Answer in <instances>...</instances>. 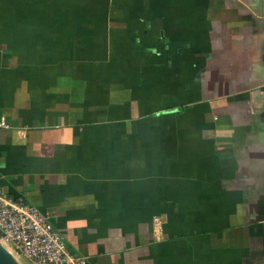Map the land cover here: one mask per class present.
Wrapping results in <instances>:
<instances>
[{"label":"crops","instance_id":"crops-1","mask_svg":"<svg viewBox=\"0 0 264 264\" xmlns=\"http://www.w3.org/2000/svg\"><path fill=\"white\" fill-rule=\"evenodd\" d=\"M0 119L73 256L264 264V0H0Z\"/></svg>","mask_w":264,"mask_h":264},{"label":"built area","instance_id":"built-area-1","mask_svg":"<svg viewBox=\"0 0 264 264\" xmlns=\"http://www.w3.org/2000/svg\"><path fill=\"white\" fill-rule=\"evenodd\" d=\"M0 128H9L0 119ZM0 242L13 255L31 264H88L85 257L73 256L48 213L21 198L7 196L0 188Z\"/></svg>","mask_w":264,"mask_h":264},{"label":"rangeland","instance_id":"rangeland-1","mask_svg":"<svg viewBox=\"0 0 264 264\" xmlns=\"http://www.w3.org/2000/svg\"><path fill=\"white\" fill-rule=\"evenodd\" d=\"M7 250V249H6ZM8 251V250H7ZM0 254L3 255L7 260H9L12 264H18L15 259L9 254L7 253L3 248L0 247ZM13 255V254H12ZM7 256V257H6ZM22 257V256H21ZM20 264L21 261H20Z\"/></svg>","mask_w":264,"mask_h":264},{"label":"bare ground","instance_id":"bare-ground-1","mask_svg":"<svg viewBox=\"0 0 264 264\" xmlns=\"http://www.w3.org/2000/svg\"><path fill=\"white\" fill-rule=\"evenodd\" d=\"M0 264H12V263L9 260H7L3 255L0 254Z\"/></svg>","mask_w":264,"mask_h":264},{"label":"water","instance_id":"water-1","mask_svg":"<svg viewBox=\"0 0 264 264\" xmlns=\"http://www.w3.org/2000/svg\"><path fill=\"white\" fill-rule=\"evenodd\" d=\"M0 247L1 248H3L7 253H9L11 256H12V253L11 252H9V251H7L6 250V248L1 244V242H0ZM13 257V256H12ZM15 261H16V259H15ZM18 264H20L18 261H16Z\"/></svg>","mask_w":264,"mask_h":264}]
</instances>
